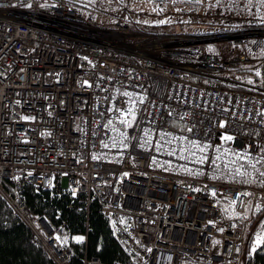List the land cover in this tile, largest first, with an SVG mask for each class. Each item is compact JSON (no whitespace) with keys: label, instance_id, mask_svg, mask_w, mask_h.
I'll list each match as a JSON object with an SVG mask.
<instances>
[{"label":"built area","instance_id":"1","mask_svg":"<svg viewBox=\"0 0 264 264\" xmlns=\"http://www.w3.org/2000/svg\"><path fill=\"white\" fill-rule=\"evenodd\" d=\"M71 1L0 0V181L85 198L88 207L97 200L130 264H244L264 187L212 179L208 165L188 163L204 172L189 175L177 167L186 161L155 150V137L145 147L131 138L194 124L197 138L207 133L214 145L226 131L236 140L225 147L264 144V27L135 32L127 22L101 24L90 4ZM204 43L229 50L201 51ZM238 66H259L261 77L249 84L229 72ZM124 92L138 101L132 129L110 110L128 106ZM109 119L128 133L127 149L102 146L115 135ZM224 119L228 127H218ZM0 194L33 242L70 264L61 230L1 184Z\"/></svg>","mask_w":264,"mask_h":264},{"label":"trees","instance_id":"2","mask_svg":"<svg viewBox=\"0 0 264 264\" xmlns=\"http://www.w3.org/2000/svg\"><path fill=\"white\" fill-rule=\"evenodd\" d=\"M65 1L77 4L75 1ZM127 24L135 32H157V29L163 30L168 26L143 23L144 28L139 29L136 26L138 23L129 21ZM255 27L263 28L264 24ZM173 33L191 32L173 31ZM208 50L217 53L213 46ZM258 67L238 66L229 72L248 81L256 77L255 71L259 70ZM192 79L197 80L198 78L193 76ZM213 176H216L214 172L209 175L210 178ZM218 177L216 179L223 181L239 180V178L233 180L230 176ZM0 184L7 194L20 197L35 215L45 217L53 229L63 232L67 240L64 242L65 239L63 241L61 238L63 236L60 239L71 252L70 264H84L86 259H97L101 264H130L131 256L125 252L118 241L113 224L104 215L97 200H93L88 207L85 198H74L67 193L45 190L32 184L17 187L15 183L6 178L2 179ZM262 225H264V219L257 233L264 234ZM78 237H83L82 242L77 239ZM256 239L257 237L254 236L250 241L249 254L244 264H264V244L257 246ZM253 247H256V251H252ZM0 264H57L41 244L33 242L30 229L15 214L1 194Z\"/></svg>","mask_w":264,"mask_h":264},{"label":"snow or ice","instance_id":"3","mask_svg":"<svg viewBox=\"0 0 264 264\" xmlns=\"http://www.w3.org/2000/svg\"><path fill=\"white\" fill-rule=\"evenodd\" d=\"M197 3L202 2V0H196ZM251 3L252 0H249ZM257 2L264 6V0H257ZM30 6V5H29ZM249 71H253L249 69ZM257 77H261V72L259 70L255 71ZM87 83V82H85ZM249 84H255V81L248 80ZM123 96L129 97L127 101V107L116 108L113 106L111 111H116L119 114L118 123L123 125L127 129H132L136 125L137 120V100L134 99V94L131 92L122 93ZM139 103H143V99L139 100ZM228 111V110H223ZM171 115V112H169ZM185 116H181L180 119H185ZM258 115L264 117V112L258 113ZM231 118H235L232 116ZM249 119L251 117H248ZM25 120L30 119V117H24ZM34 119V118H33ZM106 128H110L115 135L111 137V145L109 143L101 141L102 146L105 148L116 147L121 149H127L129 147L130 138L126 131H122L116 128L111 119L105 125ZM218 127L227 128L228 119L222 120ZM143 133L142 136L132 137L135 139L141 147L149 146L153 144L151 137L156 138L154 148L157 152H166L167 155L175 157L178 160L186 161L187 163L183 165H178L177 167L189 175H203L204 172L201 168H190L188 163L195 165H208L213 169V171L220 174V176H230L233 180L239 178L240 182L244 184H251L253 182L259 183L264 187V144L255 145V151L252 149L253 144L245 145L243 149H235L231 147H225L224 145L234 143L236 136L230 132H224L221 134L219 139L223 142L220 145H214L207 140V133L197 138V129L193 124L192 126H185L180 129L181 134H173L171 132H166L159 130L153 132L150 128L140 129ZM186 133V134H185ZM190 134V135H189ZM259 135V133H256ZM212 154L211 157L209 154ZM96 159L97 157H93ZM155 162V157H153ZM171 165V162H166ZM127 175V173H125ZM213 179L219 178L218 176H213ZM200 189H194V191H199ZM215 196V191L212 192ZM242 196H252L251 192L240 193ZM233 203L235 201L233 200ZM257 210H260V206H256ZM264 227V225H262ZM82 242L83 237L77 238ZM264 244V234L257 233L256 245L259 246ZM252 251H256V247H253Z\"/></svg>","mask_w":264,"mask_h":264},{"label":"rangeland","instance_id":"4","mask_svg":"<svg viewBox=\"0 0 264 264\" xmlns=\"http://www.w3.org/2000/svg\"><path fill=\"white\" fill-rule=\"evenodd\" d=\"M83 2L92 6L95 18L101 24L112 25L119 21H130L138 23L136 26L139 29L144 28L143 23L168 25L163 30L157 29V32L183 31L205 34L242 26L256 28L255 26L264 24V6H261L257 0H252L251 3L249 0H202L200 3L196 0H163L161 2L157 0H83ZM205 45V43L202 44L199 49L203 51L213 46L215 51L221 54L229 50V44L225 43ZM213 172L214 175L220 176L212 168L208 174ZM259 214L263 220L264 211ZM61 238L66 242V236Z\"/></svg>","mask_w":264,"mask_h":264}]
</instances>
